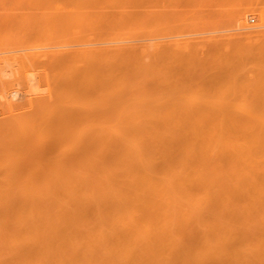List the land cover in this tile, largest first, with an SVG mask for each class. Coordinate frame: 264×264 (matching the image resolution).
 Listing matches in <instances>:
<instances>
[{"label": "bare ground", "instance_id": "bare-ground-1", "mask_svg": "<svg viewBox=\"0 0 264 264\" xmlns=\"http://www.w3.org/2000/svg\"><path fill=\"white\" fill-rule=\"evenodd\" d=\"M59 1L61 2V0ZM73 1L75 3L72 2V7L74 6L75 8L71 7L64 14L66 18L63 15L62 18L65 19L64 22H67H65L67 27L63 26L69 29L72 28L74 44L73 42L64 44L62 45L63 47L61 46L62 49L59 46V50L56 51L52 47L50 52L51 54L53 51L55 52L54 55L52 54L54 57L46 50L45 52L47 53L43 51V56L41 51L30 53L25 51L24 54H21L23 56L18 54V57H24L25 60V56L28 57L27 63L31 62L33 58L37 60V63H44L42 60L46 58L48 64L52 65L53 58H56L55 62L58 67L61 66L63 68L62 65L64 64L65 67L67 64L66 73L68 76H65V79H62V74L59 76V81L61 79L63 82L66 80L67 88L62 82L61 86L58 85L61 89H65L64 94L66 96L62 92L63 90L60 91V88L55 87L54 89L53 80H57L56 84L59 82L58 77L56 78L55 76L59 75L57 70L51 77V79L55 78L51 84L52 90L55 91L50 95V90L43 87L49 92H47L49 94L48 99L54 100L51 96L53 97L55 92L58 94L56 97H58L59 103L56 102L57 100H52L54 109L49 107L51 106V100L45 102L46 105L43 103L45 108L42 103H37L36 100L39 97L37 96L36 98L34 95L36 92L31 88L32 90L28 89L29 91H27L28 93L32 91L36 100L32 98L28 99L29 101L27 99L25 101L24 96L21 99L22 101L24 99L23 104L18 103V99L15 103L17 102L21 107L29 104L34 109V112L31 111V107L29 110L28 105V109L26 108L25 112L28 113L30 111L32 112L31 115L35 117L33 118L30 114H27L29 117L24 115L26 118L22 117V119L20 117L22 120L16 118L17 123L20 122L18 126L16 121H14L15 123L9 121L8 124L5 121L7 118L3 120L2 117L0 119L2 124L6 122L7 128L13 123L8 130L5 127L6 124H0V134L4 130L3 134L0 135L1 138L7 139L6 142H8L10 141L9 137H11V139H15L16 144L21 143L22 145L26 141L27 144L25 143L24 146L19 145V147L25 149V146L32 144L27 146V148L34 149V154L40 153V155L31 156V153H21L24 155L20 157L19 153L15 154V150L10 149L13 148L10 145L12 142L14 144V141L11 140L12 142L8 143V145H6V142L3 143L5 139L0 142L3 143V146H8V151L11 150L8 156L10 158L14 156L11 158L12 161L4 157L7 156L8 152L0 144L1 152L4 150V156L0 152V155L4 157L3 159L0 157V168L5 167L2 165V160L4 162L5 159L7 160L4 163L7 164L9 160L12 168L16 165L15 168L19 166L18 169L13 168L12 170L11 164H9L10 166H7L9 167L8 169L11 168L10 171L8 170L10 173H8L6 168L0 173V177L3 176L2 179L0 178V181H2L0 182V195H5L3 196L4 198L8 197L4 199L1 196L3 200L0 199V264H264V8L255 6L251 7L247 13L233 15L235 21H230L235 22L234 27L236 24L239 31L241 30V34H245L247 42L249 41L248 39H253L255 43L259 40V45L257 46L258 43H252L257 47L254 50V46L249 44L252 41L246 43L245 38V43L249 44L248 47L253 46V48L248 49L245 45H241L245 47L243 50H241V47L238 49L239 46L238 50L236 48V50H233L232 48L234 47H231L233 55L232 52H229L230 50L225 51V48L221 49L224 50L225 54H220L219 52L222 51L216 50L217 46H215L214 49L219 53L218 58L221 55L229 60V58L235 56L234 58L232 57L234 60L228 61L230 66L232 65L231 61H233L232 63L236 62V65L239 63L235 61V58L237 60L239 58L240 66L241 61L245 60L244 63L246 61L248 63H242V68L244 69L243 71L241 70L242 72L238 70V65L234 66L233 64V67H236L238 73L240 72L241 74L237 75V73H234V76H232L234 72L232 66L227 65L228 62L226 63L227 59L225 57H223L225 58L223 59L224 63L222 62V57H220L219 63L221 61V63L225 64L224 66L230 67L231 72H229L232 75L223 70L224 74L220 73V75L221 81L225 79V82H220L219 84L221 85H217L215 89L205 86L207 90L206 88L204 89L205 93H202L204 97L201 98L200 96L202 95L200 93L203 89L200 88H204V85H199L200 90L198 87L195 89L199 93L194 90L196 94L193 95L194 92L191 87L187 86V88H190L189 91L184 88L186 85L182 86L180 82L175 83V81H172L177 79V75L173 74V77L167 75L170 74V69L175 68L173 67L174 65L172 66V60L167 59L168 62L169 60L171 61V64L164 60L170 52L165 50L167 51V54L164 52L166 58H164L165 56L163 57V50L165 47L171 46V42L168 44L164 43V45H170L162 47L164 48L163 50L159 48L162 43L159 44L158 41L151 43L153 46L158 45V48L155 47V49L159 51V57L155 56L156 54L154 55L153 51L150 52L147 43H142L143 40H150L151 35L154 34L152 30H155L153 26L156 23L154 22L155 25L151 24V30V27L149 26L148 28L143 22L142 13L139 10H128V8L138 7L147 0H130L132 3H130L131 5L128 4L129 6L121 3L120 0ZM189 1L188 4L190 3ZM68 2L66 3L68 4ZM185 5L187 4L185 3ZM185 5L183 6L185 7ZM183 6L181 5V7ZM107 7L117 8L121 13L120 15L122 17L126 16L128 19H123L121 16V18L111 17L110 12L105 10ZM71 9L76 11L74 12ZM66 14H69V16L67 17ZM158 14L160 12L154 16L156 19L151 18L156 21L157 18L158 21L160 18L163 19V16L159 18ZM112 15L115 14L113 13ZM168 15L166 14V16ZM249 16L254 18V20L256 19L254 24L251 22L252 25L247 21ZM225 17L219 20H222L221 22L228 26V21H223ZM228 17L230 19L229 15ZM173 19L174 17L171 18V20ZM219 20L216 23H219ZM214 22L209 23L215 25H213V28L211 27L212 25H208V27L219 30L217 28L219 27L218 23ZM167 23L170 24L169 21L165 24ZM205 23L203 21L202 25L195 24L197 25L194 26L195 30L197 27H204L207 24ZM68 24H71V27H68ZM127 24L129 26H125ZM162 24L164 22H159L156 26H161ZM225 24L223 27H225ZM170 26L166 27L172 29ZM172 27L174 28V25ZM190 27L188 29L193 31L192 23ZM176 28H178L177 25ZM180 29L182 30V27ZM200 29H205L206 31L209 28ZM157 30L159 32L160 29L157 28L155 32ZM52 31L54 30L52 29ZM64 31L68 32L67 29ZM160 31L162 33V30ZM180 32L178 33L179 35ZM207 34L202 35V37L204 36L203 39H210L205 37ZM218 34L214 36H219L220 34ZM184 35L186 36V34ZM202 37L200 38L202 39ZM152 39L154 38L152 37ZM201 39L198 40L199 42L196 40L195 42L201 44ZM211 39L213 41L209 40V42H214V38ZM216 39L215 42L217 41ZM228 39H230V36ZM184 40L187 42V38ZM179 41L177 39L172 42L181 43ZM203 41L204 43L206 42V40ZM70 42L69 40L65 43ZM215 42L209 45H213ZM217 42L219 43V40ZM222 43L227 42L224 40ZM239 43L243 44L241 40ZM22 44L20 42L19 45L21 46ZM218 46L220 47V45ZM230 46L228 47L229 49ZM17 47L20 48L19 46ZM171 47H177L175 50H178L180 46ZM198 47H201V45ZM240 50L243 53L247 50L244 53V55L248 53L246 54L247 56H244L245 58ZM206 52L204 53L206 54ZM252 52L257 56L256 60L259 57L258 60L261 61H256ZM160 54L166 64L161 61ZM48 55L51 56H49V59H47ZM215 55H212V57H215L214 60L217 59ZM228 55L232 56L229 57ZM15 56L16 54L11 55L13 59L16 58ZM40 56L42 57L40 58ZM203 56L205 55L202 54ZM11 57L10 55H2V57L0 56V61L4 60L3 62L6 66L5 61L9 62ZM20 57L19 59H21ZM152 57L156 60H153ZM156 57L158 59L161 58L160 61ZM50 58H52V62ZM247 58H249V61ZM24 59L22 58L21 62L25 61ZM183 59L181 57L182 62ZM252 59L255 61L253 60L252 62ZM36 60L33 62L35 63ZM157 60L159 61L158 63L156 62ZM250 60L251 64H249ZM13 62L17 64V61ZM55 62L53 66L49 64L50 69L51 67H56L52 68L53 70L59 69ZM160 62L162 65L169 64L170 67L165 66L164 68ZM193 62L196 64L195 61ZM185 63L184 61L183 64ZM246 64L249 65L247 66L248 68L243 67ZM252 64L253 66L251 67L250 65ZM19 65L18 67H20ZM208 66L206 65V68H209ZM32 67L33 65L30 68ZM161 67L165 70L168 69L169 73L165 70L162 71ZM23 68L22 66L21 69ZM221 68L220 70H222ZM176 70L178 72V69ZM237 70L235 71L237 72ZM164 71L166 72L165 74L163 73ZM45 72L47 73V71ZM19 73H16V75L18 76ZM48 73L51 74V71ZM197 74H200V72ZM0 75L2 74L0 73ZM47 75L45 76L46 79H48ZM166 75L168 79L165 77ZM174 76H176V79ZM22 77L15 78L16 80L13 79L12 81L10 79L9 81L12 83L16 81V84L24 85L22 82L24 77ZM171 77L174 79L170 80ZM227 79L228 81H226ZM20 80L22 83L19 82ZM27 80L25 82L27 85L29 83V85H33V79H29L28 82ZM48 80L50 81V79ZM49 81L46 80V82ZM166 81L172 85L174 82L176 86L175 84L172 86ZM3 83V80L1 81L0 79V84L3 85ZM168 85L171 86L170 88L175 86L174 89H171L172 91L175 90L173 91L174 93L171 92ZM177 85H180L184 90L180 91L181 88L177 87ZM167 86L171 93L167 91ZM47 87L50 86L48 85ZM192 87L196 88L193 85ZM177 88H180L178 94H176ZM4 89L6 88H3L2 91ZM206 91L212 92L207 93ZM59 92L62 93L59 94ZM183 92H188V97L183 95L182 98H184L181 99L178 96H181L179 94H184ZM28 95V98L33 97ZM0 97L3 102L4 96L0 95ZM12 98L11 95L10 100L8 96L4 98L6 101L3 102V105L7 103V106H3L0 103L7 111H12L11 109L14 110L18 107V104L17 106L14 105ZM61 99L63 101L66 99L65 101L68 102V105L65 103L62 105ZM180 100H183L184 104ZM19 102L21 101L19 100ZM61 106H67V110L61 108ZM18 108L19 115H22L20 114L22 110ZM17 110H15L16 113ZM56 110H58L57 113H63L64 111L65 113H63L64 115L61 113L60 117H56L60 115L54 112ZM15 111H13V116L18 115V113L15 114ZM46 111L47 113L50 111V113L47 114ZM11 114L13 113L11 112ZM51 114L53 116L56 114V116L53 117ZM13 116L8 117L15 118ZM49 119H52V122ZM59 119L62 123L58 122ZM48 121L51 124L54 122L51 125L52 129H49L50 123ZM14 124L16 129L19 128L17 129L18 131H24V133H20L22 135L18 134L17 130L15 134V131L11 129L12 127L14 129ZM47 126H49V131L52 130V133L54 132L53 135L64 136L68 144L67 142H62L64 138L60 140L57 138V140L53 141L48 139L43 142V139L48 137L45 136L43 138L44 136H40V134L49 132L47 131ZM12 131L15 135L13 136L14 138L12 137ZM6 133L10 136L5 137L8 136ZM29 137L32 138L30 139ZM35 137L36 140L39 139L37 137L42 139L40 142L37 140V142L33 139ZM41 142L43 143L41 144ZM45 142L48 143L49 149L46 148ZM51 142L54 143L52 144L54 146L50 145ZM66 144L67 146H65ZM36 148L38 149L36 150ZM49 150L51 155L48 154ZM58 150L61 153L64 150L63 155L66 154V156L63 157ZM45 151L48 152V155L45 154ZM65 151L68 152L64 153ZM56 153L58 154L56 155ZM42 155L46 156L43 157ZM24 156L27 160L24 159ZM51 156L54 157V160ZM15 158L16 161L18 160L17 162ZM45 158L51 159L50 161L53 160L52 165L50 161L49 165L48 160H45ZM29 160L30 163L28 162ZM41 161L44 163L42 164ZM22 163L25 166L33 163L31 170L29 169L30 166H27L28 170H24L23 168L25 167L22 168ZM60 164H63V166ZM46 165L47 168H44ZM41 170L43 174H41ZM22 171H30V174L26 172L27 176L25 175V177ZM36 171L37 173L39 172L37 177H35L37 175ZM11 174L15 175L12 176ZM20 176L23 178L24 184L21 182ZM32 176L34 178L29 180ZM46 176L50 177L47 179ZM16 177L20 178L19 183ZM10 181H13L12 185L15 186L14 188L21 190L12 188ZM4 183L6 186H4ZM8 183H10L9 188L7 186ZM16 183L18 184L15 185ZM35 183L37 186L34 185ZM52 183L55 184V187ZM51 184L53 187L50 186ZM38 185L40 186L38 187ZM13 190L16 191L14 192Z\"/></svg>", "mask_w": 264, "mask_h": 264}, {"label": "rangeland", "instance_id": "rangeland-1", "mask_svg": "<svg viewBox=\"0 0 264 264\" xmlns=\"http://www.w3.org/2000/svg\"><path fill=\"white\" fill-rule=\"evenodd\" d=\"M66 0H61V2L59 1V0H0V47L2 48H0V56L2 57V55L3 56H8V55H10V57H11V55H15L16 54V58H14L13 59V57H11V59H13V61H17V64H16V62H13V61H11V59L10 58H8V59H10V61L12 62L11 63V65L9 64L10 63V61L9 62H7V60L5 61L6 62V66H5V64H4V60L3 61H0V65H1V67L0 68H2V69H0V73L2 74V75H0V79H1V81L3 80V85H1L0 84V95L3 97L4 96V98L5 97H9V100H10V95H11V98H12V96H13V98L11 99L12 100V102L14 103V105H16L17 106V104L18 103H20V104H23L22 102H24V99H25V101H27L28 99L30 100V99H34V95L36 96V98H37V96L39 97V98H37V100L39 99V101H37L36 99H34V100H36V102L37 103H42V106H43V103L46 105V103L45 102H49L48 100H51V106H49L50 107V109L51 108H53L54 109V104L52 105V100L53 99H48V96H49V92H50V95L53 93V91H55V90H52L53 89V87L51 86V84H52V80L53 79H55V78H53V79H51V77L54 75V72L56 73V71L58 70H60L61 68L60 67H58L57 66V64H56V58H53V60H52V58H50V60H51V62L53 61V63H52V65L51 66H53V64H54V62H55V65L59 68V69H52V68H56V67H51V69H50V65L48 64V60H46V58L45 59H41L44 63H46V64H44V63H42V62H39V63H37V60L35 59V58H33L32 59V63L31 62H29V63H27L28 61V57H26L25 56V58H26V60L24 59V57H22L25 61H23V62H21V59H19V57H18V54H24L25 53V51L28 53H30V52H40L41 51V53H42V56L44 55V52H45V50L46 51H52V47H53V49H54V51H56V50H59V46H60V48H61V46L62 45H64V44H71L72 42H73V44L75 43L74 42V37H73V34H72V28H70L71 29V31H69L70 29L69 28H65V27H67L66 26V23L64 22V18H62V15H63V17H65L66 18V16H64V14L66 13V12H68L69 10H70V8L72 7V2L73 3H75L73 0H67L66 2H68V4L65 2ZM116 1V0H115ZM143 1H145V0H143ZM189 1V0H188ZM188 1L187 0H184V1H182V0H147V1H145V2H143V3H141V5L140 6H138V7H129L128 8V10H131V9H136V10H139L141 13H142V15H141V17H142V19H143V22L145 23V25L149 28V26L151 27V24L152 25H155V23H156V25L157 24H159V22H164V24H162L161 26H156L157 28H159L160 30H162V33H160L161 31L159 30V32H158V30L155 32V30L157 29L155 26H153V29L155 28V30L153 31L152 30V27L150 28L151 30H152V32L155 34H153V35H151V37H150V40H143L142 41V43H147L148 44V47L150 48L149 50H150V52H152L155 56H158V53H159V51L157 50V49H155V47L156 48H158V45H156V46H153L152 44L153 43H156L157 41L159 42V44L160 43H162L161 44V46L159 47V48H162V47H165V46H169L170 44H171V46H182L181 48L179 47V49L178 50H175V49H177V47H171V46H169V47H165V49L164 48H162V50H163V54H164V52H165V54H167L166 52L168 51V52H170V53H168V55H167V58H166V55L164 54L163 55V57L164 58H166V59H164V60H167V59H170V60H172V62L169 60V62H168V60H167V62L168 63H172V66L173 67H175V68H172V70L170 69V74H167L168 76L170 75V76H172L173 77V74L174 75H177V79L175 78L176 76H174V78L176 79V80H172V81H175V83H179L180 82V84H182V86H185L186 85V87H184L185 89H188L189 91H190V88H187V86L188 87H191V90L194 92L193 93V95L194 94H196L195 93V91H197V90H195V89H197V87H198V89H199V85L200 86H202V85H204V88H200V89H203V90H201V95H202V93H205L204 91V89L206 88V87H213L214 89H215V87L217 86V85H221V84H219L220 82L222 83L223 81L225 82V79L223 80V81H221L222 80V78H221V75H220V73H222V74H224V72H228V73H230L231 71V69H229L231 66H232V68H233V75L232 76H234V73L236 74L237 73V75H239V74H241L240 72L238 73V70L239 71H243L244 69L242 68V63H244V61H241L242 63H241V66H240V60H239V58H238V60L235 58V61H237V62H239L237 65L239 66L238 67V70L236 69V67H233V64H234V66L236 65L235 63L236 62H234V63H232L233 61H231L230 63L232 64L231 66L229 65V60H232L234 57L232 56L233 55V52H232V49L233 50H236L237 48H238V46H239V48L238 49H240V47L242 48L241 50H243V48H245V47H248V45L249 44H251V45H253L252 43H255V42H253L254 40L253 39H248L249 41L248 42H250V41H252L251 43H249V44H246V43H248L247 42V38H246V36H245V34L243 35V34H241L242 32H241V30L239 31V29L236 27V24H235V27H234V23L235 22H231V21H235L234 20V16L236 15V14H242V13H244V12H248V10L251 8V7H259V8H264V0H191V1H189L190 3L188 4ZM5 4H4V3ZM71 2V3H70ZM120 2L121 3H125V5H128V4H130V3H132L130 0H120ZM253 2V3H252ZM65 3V4H64ZM183 3V4H182ZM185 3L187 4V5H189V6H187V5H185ZM250 3H252V4H250ZM70 4V5H69ZM116 4V3H115ZM140 4V3H139ZM179 4H180V6H179ZM131 5V4H130ZM181 5L183 6V5H185V7L183 6V7H181ZM59 6V7H58ZM129 6V5H128ZM72 8H75L74 6L72 7ZM72 11H76V10H74V9H71ZM105 10H106V12L108 11V12H110L109 14H110V16L111 17H114V18H121L122 16L120 15L121 13H120V11H118V9L117 8H114V7H107V8H105ZM63 11H65V12H63ZM164 11V12H163ZM63 12V13H62ZM160 12V14H158L159 15V18L160 17H162L163 16V19L162 18H160V20L158 21V18H157V21L156 20H154V19H156V17H154L157 13H159ZM55 13V14H54ZM114 13L115 15H112V14ZM155 13V14H154ZM171 13V14H170ZM5 14V15H4ZM10 14V15H9ZM51 14H52V17H51ZM166 14L168 15V16H166ZM59 15V16H58ZM67 15V17L69 16V14H66ZM158 15H157V17H158ZM228 15L230 16V19H229V17H228ZM234 15V16H233ZM121 16V17H120ZM225 16H227L228 17V19H227V17H225ZM26 19H25V18ZM53 17H54V19H53ZM151 17H153V18H151ZM168 17V18H167ZM172 17H174V19H177V20H171V18ZM177 17V18H176ZM180 19H179V18ZM223 17H225L224 19H226V20H224L223 19V21H228V22H230V23H228L227 22V24H229L228 26H231V27H229L228 28V26L223 22H221L222 20H219V19H222ZM233 17V18H232ZM13 18V19H12ZM23 18V19H22ZM123 19L125 18L126 20L128 19L126 16H124V17H122ZM233 20H232V19ZM14 19H15V21H14ZM51 19V20H50ZM57 19V20H56ZM194 19V20H193ZM10 20V21H9ZM20 20H21V22H20ZM29 20V21H28ZM31 20V21H30ZM54 20V21H53ZM62 20V21H61ZM126 20H123V21H126ZM219 20V23L217 24L216 23V21H218ZM231 20V21H230ZM4 21V22H3ZM32 21H34V22H32ZM47 21V22H46ZM50 21H52V22H50ZM170 22V24L169 23H167V24H165L166 22ZM185 21H186V23H185ZM203 21H204V23L206 24V25H204V27L205 28H209L208 30H206L205 31V29H200V28H204V27H202V26H200V28L199 27H197L196 28V30H195V28H194V26H197V25H202V23H203ZM214 22V23H216L217 25H219V27H217V28H219V30L218 29H212L213 28V23L212 24H209V23H211V22ZM247 21H248V23H250L251 25H252V23L254 24L255 22H256V19L254 20V18H252L251 16H249L248 17V19H247ZM3 22V23H2ZM16 22V23H15ZM17 22H19V23H17ZM44 22V23H43ZM60 22H62V23H60ZM64 22V23H63ZM155 22V23H154ZM180 24H179V23ZM189 24H188V23ZM252 22V23H251ZM7 23H8V25H7ZM10 23V24H9ZM26 23V24H25ZM51 23V24H50ZM53 23V24H52ZM55 23V24H54ZM191 23H192V26H193V28L194 29H192L193 31H191L190 29H191V27H190V25H191ZM193 23H194V25H193ZM232 23V24H231ZM2 24H4V25H2ZM25 24V25H24ZM179 24V25H178ZM195 24H197V25H195ZM224 24H225V27H223L224 26ZM57 25V26H56ZM63 25H65V27L63 26ZM170 26V25H174V28L172 27V26H170L172 29H168V27H166V26ZM176 25H177V27L178 28H176ZM208 25L210 26V25H212L211 27H208ZM31 26V27H30ZM53 26H55V27H53ZM125 26H129V24H127V25H125ZM165 26V27H164ZM188 26V27H187ZM215 26V25H214ZM220 26H221V29H220ZM227 26V27H226ZM50 27V28H49ZM68 27H71V24H68ZM164 28V29H162V28ZM182 27V30L180 29ZM190 27V29H188ZM36 28V29H35ZM54 30V31H52V29ZM55 28V29H54ZM59 28V29H58ZM62 28V29H61ZM184 28H185V30H184ZM210 28H211V30H210ZM34 29V30H33ZM50 29V30H49ZM67 29V31L68 32H66V31H64V30H66ZM69 29V30H68ZM166 29V30H165ZM180 29V30H179ZM31 30V31H30ZM37 30V31H36ZM40 30V31H39ZM44 30V31H43ZM62 30V31H61ZM171 32H170V31ZM213 30V31H212ZM33 31V32H32ZM46 31V32H45ZM49 31H51V32H49ZM169 32V34L171 35H169L168 34V32ZM176 31V32H175ZM181 31V32H180ZM194 31H198V32H194ZM227 31V32H226ZM235 33H234V32ZM71 32V33H70ZM180 32V35L178 34ZM186 32V33H185ZM193 32V33H192ZM229 32V33H228ZM238 32V33H237ZM25 33V34H24ZM52 33V34H51ZM156 33H157V35H156ZM208 33V34H207ZM220 35H219V34ZM234 35H233V34ZM240 33V34H239ZM22 34H24V35H22ZM26 34H28V35H26ZM38 34H40V35H38ZM151 34V33H150ZM165 34H167L166 36H165ZM184 34H186V36L184 35ZM196 36H195V35ZM205 35V34H207L205 37H208V38H210V39H206V38H204L203 39V37H202V35ZM215 34H218L219 36H214ZM225 34V35H224ZM228 34V35H227ZM232 34V35H231ZM238 36H237V35ZM32 35V36H31ZM70 35H72V36H70ZM142 35H145V34H142ZM163 35V36H162ZM190 35V36H189ZM200 35V36H199ZM236 35V36H235ZM11 36V37H10ZM28 36V37H27ZM34 36V37H33ZM41 36V37H40ZM60 36V37H59ZM70 36V37H69ZM157 36V37H156ZM185 36V37H184ZM229 36H230V39H228L229 38ZM32 37V38H31ZM37 37V39H35ZM38 37H40V38H38ZM46 37V38H45ZM49 37H50V39H49ZM152 37L154 38V39H152ZM161 37H162V39H161ZM175 37V38H174ZM191 39H190V38ZM194 37V38H193ZM198 37V38H197ZM200 37H202V39L200 38ZM225 37V38H224ZM232 37H233V39H232ZM235 37H237L236 39H235ZM22 38V39H21ZM69 38V39H68ZM187 38V42L189 41V43H187L186 42V40H184V39H186ZM197 38V39H196ZM211 38H214V42H215V38H217L216 40L218 41L219 40V43L216 41L215 42V44H213V45H209V44H212V43H214V42H212V43H210L209 42V40L211 41H213V39H211ZM245 38H246V43H245ZM4 39V40H3ZM13 39H14V41H13ZM25 39V40H24ZM30 39V40H29ZM31 39H32V41H31ZM48 39V40H47ZM145 39H146V37H145ZM165 39V40H164ZM180 40L179 42H181V43H176V42H172V41H174V40ZM202 40V43H204V41L203 40H206V42L205 43H208V44H203L202 45V43L200 44V43H198L199 41L198 40ZM223 39V40H222ZM7 40V41H6ZM71 41L70 43H65V42H68V41ZM73 40V41H72ZM195 40L196 41H198V42H195ZM220 40H222V41H220ZM224 40H226V42L227 43H222V42H224ZM228 40V41H227ZM241 40V43H243V44H238V42ZM12 42V44H11V42ZM27 41V42H26ZM37 41V42H36ZM55 41V42H54ZM155 41V42H154ZM160 41H162V42H160ZM166 41V42H165ZM231 41V42H230ZM243 41V42H242ZM256 41V40H255ZM259 41V40H258ZM256 42L255 44H257V46L259 45V42ZM16 42V43H15ZM20 42H22L23 44L20 46L19 44H20ZM34 42V43H33ZM41 42V43H40ZM46 42V43H45ZM49 42V43H48ZM51 42V43H50ZM171 42V43H170ZM201 42V41H200ZM16 44L17 46H19L20 48H18L16 45H14V44ZM152 43V44H151ZM164 43L165 44H168V43H170L169 45H164ZM176 45H175V44ZM186 43H187V45H186ZM197 43H198V45H197ZM245 43V44H244ZM2 44V45H1ZM4 44V45H3ZM6 44H8V45H6ZM32 44V45H31ZM37 44V45H36ZM44 44V45H43ZM158 44V43H157ZM181 44V45H180ZM190 44V45H189ZM201 45V47H198V46H200ZM229 44V45H228ZM233 46H232V45ZM238 44V45H237ZM10 45V46H9ZM26 47H25V46ZM197 45V46H196ZM206 45V46H205ZM218 45H220V47L218 46ZM223 45V46H222ZM231 45V46H230ZM236 45V46H235ZM241 45H245V47H242ZM247 45V46H246ZM4 46V47H3ZM6 46V47H5ZM13 46V47H12ZM16 48H15V47ZM29 46H31V47H29ZM39 46V47H38ZM41 46H42V48H41ZM190 48H189V47ZM207 46H209V47H207ZM215 46H217L216 48H215ZM230 46V49L228 48ZM254 46V45H253ZM253 46L252 47H248V49H250V48H253ZM58 47V48H57ZM63 47V46H62ZM170 47H171V49L172 50H174V51H172L171 49H170ZM187 47V48H186ZM206 47V48H205ZM231 47H234V48H232L231 49ZM255 47L256 46H254V50H255ZM5 50H4V49ZM19 50H18V49ZM47 48V49H46ZM216 50H221V49H224L225 51H229V52H232V55H228L229 57H231V58H229V60L225 57V56H221L220 55V57H222V62L224 63V61H223V59H227V61H226V63H227V65L228 66H230V67H228V66H224L225 64H223V63H221V61H220V63H219V60H220V57L218 58V54L220 53H223V55L225 54L224 53V50H221L222 52H219L218 53V51H216ZM236 48V49H235ZM7 49H9V50H7ZM17 49V50H16ZM24 50V52H22L23 50ZM62 49V48H61ZM170 51H169V50ZM205 49H207V50H205ZM227 49V50H226ZM237 49V50H238ZM247 49V48H246ZM256 49H257V47H256ZM29 50V51H28ZM160 50V49H159ZM161 50V51H162ZM165 50H167V51H165ZM182 50V52H180ZM187 50H189V51H187ZM240 50V52H242L243 53V51H241ZM253 50V51H254ZM6 51V52H5ZM21 51V52H20ZM44 51V52H43ZM52 52V54L54 55V53L55 52ZM207 51V52H206ZM247 51V50H246ZM245 51V52H246ZM10 54H9V53ZM174 52V53H173ZM178 52H180V53H178ZM193 52H194V54H193ZM204 52H206V54L204 53ZM217 52V54L215 55V53ZM235 52V51H234ZM236 52H238L239 53V51H236ZM244 52V53H245ZM249 52H251L250 50H249ZM254 52H256V51H254ZM254 52H252L253 53V55L255 56V54H254ZM1 53H3V54H1ZM13 53V54H12ZM45 53H47V52H45ZM151 53V55H153ZM162 53V52H161ZM183 55H182V54ZM228 53V52H227ZM238 53H235V54H238ZM244 53L242 54L243 55V57L246 55V54H248V53H246L245 55H244ZM6 54V55H5ZM49 54V53H48ZM50 54H51V52H50ZM51 54V56H53ZM171 54V55H170ZM173 54H174V56H173ZM186 54V55H185ZM202 54H204L205 56H203L202 57ZM215 55V56H217L216 58L218 59V61H217V59H215L214 60V58L215 57H212V55ZM230 54V53H229ZM239 54H241V53H239ZM161 55V54H160ZM185 55V56H184ZM252 55V56H253ZM21 56H23V55H21ZM42 56H40V58L42 57ZM49 56L50 55H48V58L47 59H49ZM50 56V57H51ZM178 56H179V58H178ZM188 56V57H187ZM194 56V57H193ZM198 56V57H197ZM210 56V57H209ZM227 56V55H226ZM237 56H241V55H237ZM247 56V55H246ZM249 56V55H248ZM46 57H47V55H46ZM54 57V56H53ZM154 57V56H153ZM152 57V58H153ZM159 57V56H158ZM163 57H162V55H161V58H157L159 61H160V59H161V61L163 62V63H165L166 61H164L163 60ZM181 57H183L184 59H186V60H184L183 59V62H182V60H181ZM197 57V58H196ZM223 57H225V58H223ZM256 57L257 56H255V60H256ZM28 58V59H27ZM203 58V59H202ZM207 58V59H206ZM210 58V59H209ZM213 58V59H212ZM240 58H242V57H240ZM245 58V57H244ZM259 58V57H258ZM258 58H257V60L256 61H261V60H258ZM19 59V60H18ZM36 60V62L34 63L33 61H35ZM155 58H153V60H154ZM212 59V60H211ZM248 59V61H249V58H247ZM251 59V58H250ZM254 59H252V62H253V60ZM261 59V58H260ZM30 60H31V58H30ZM38 60H40L39 58H38ZM156 60V59H155ZM156 61L157 63L159 62V61ZM188 60H190V61H188ZM195 61V63L196 64H194V62L193 61ZM207 60V61H206ZM234 60V59H233ZM242 60V59H241ZM254 60V61H255ZM46 61V62H45ZM178 61V62H177ZM184 61L187 63H185V64H183L184 63ZM199 62V63H198ZM207 62H209V63H207ZM211 62H213V63H211ZM214 62H215V64H214ZM247 62V61H246ZM245 62V63H246ZM14 63V64H13ZM59 63V62H58ZM170 63V64H171ZM205 63V64H204ZM218 63V64H217ZM244 63V64H245ZM248 63V62H247ZM255 63V62H254ZM253 63V64H254ZM4 64V65H3ZM18 64H20L19 66L20 67H18ZM59 64H61V63H59ZM160 64L162 65V63L160 62ZM166 64V63H165ZM189 64V65H188ZM191 64H193V65H191ZM213 64V65H212ZM222 64V65H221ZM249 64H251V60H250V63ZM253 64L252 65H250L251 67L253 66ZM8 65V66H7ZM29 65V66H28ZM33 65V67L32 68H30L31 66ZM54 65V66H55ZM62 65V64H61ZM67 65V64H66ZM66 65H65V67H64V64L62 65L63 66V68L58 72L57 71V73H59V75H55L56 76V78L58 77V81H59V76L61 75V77H62V79H65L66 77L65 76H68L67 75V67H66ZM160 65V66H161ZM191 65V66H190ZM197 65V66H196ZM206 65L209 67V68H206ZM215 65V66H214ZM221 65V66H220ZM236 65V66H237ZM4 66V67H3ZM10 66H12L11 68H10ZM24 67L23 69H21V67ZM26 66V67H25ZM164 68H165V66H167V67H170V65L168 64V65H162ZM176 66H178V67H176ZM184 66H186V67H184ZM192 66H193V69H192ZM200 66H202V67H200ZM205 66V67H204ZM247 66H249L248 64H246V65H243V67L245 68V67H247ZM16 67V68H15ZM163 67H161V69H162V71L163 70H165ZM189 67H191L190 69H188V70H185L186 68H189ZM197 67V68H196ZM215 67V68H214ZM220 67H222L221 69L222 70H220ZM17 69V70H15V69ZM28 68V69H27ZM34 68V69H33ZM234 68H235V70H237V72L234 70ZM248 68V67H247ZM246 68V69H247ZM250 68V67H249ZM4 69V70H3ZM24 69H26V70H24ZM176 69H178V72H177V70ZM199 69H200V71H199ZM209 69V70H208ZM217 69V70H216ZM251 69V68H250ZM250 69H248V70H250ZM11 70V71H10ZM13 70V71H12ZM16 72H15V71ZM22 70V71H21ZM223 70H224V72H223ZM228 70V71H227ZM254 70V69H253ZM4 71V72H3ZM10 71V72H9ZM45 71H47V73L45 72ZM51 71V74L50 73H48V72H50ZM167 73H169V71H168V69L167 70H165ZM163 72L164 74L166 73V72ZM187 71H189V72H187ZM191 71V72H190ZM198 71V72H197ZM202 71V72H201ZM207 71V72H206ZM211 71V72H210ZM220 71V72H219ZM230 71V72H229ZM241 71V72H242ZM246 71V70H245ZM256 71V70H255ZM254 71V72H255ZM18 72H20L19 73V75H20V77H18L17 75H16V73L18 74ZM28 72H30V73H28ZM33 72H34V74H33ZM61 72H63V73H61ZM177 72V73H176ZM179 72H180V74H179ZM200 72V74H197V73H199ZM28 73V74H27ZM189 75H188V74ZM190 73H192V74H190ZM23 74V75H22ZM38 74V75H37ZM46 74H48L47 75V77H48V79H50V81L48 80V79H46L45 78V76H46ZM163 74V75H164ZM179 74V75H178ZM197 74V75H196ZM203 74V75H202ZM207 74V75H206ZM4 75H6V76H4ZM16 75V76H15ZM27 75H28V78H27ZM49 75H51V76H49ZM165 76L166 78L168 77V76ZM188 75V76H187ZM205 75V76H204ZM220 75V76H219ZM225 75H229V74H225ZM230 75V76H231ZM4 76V77H3ZM9 76V77H8ZM12 76V77H11ZM24 78H23V77ZM26 76V77H25ZM169 76V77H170ZM207 76V77H206ZM230 76H228V77H230ZM3 77V78H2ZM6 77H8V78H6ZM23 78V80L25 79V81H23L22 79V82L24 83V85L23 84H21V85H19V84H16L15 82L16 81H13V83L12 82H10V81H12L13 79H15V78ZM35 77V78H34ZM170 78V80L171 79H174V78ZM187 77V78H186ZM191 77V78H190ZM224 77V76H223ZM5 78V79H4ZM190 78V79H189ZM194 80H193V79ZM227 78V77H226ZM231 78V77H230ZM11 79V80H10ZM28 79V80H27ZM29 79L30 80H32V82H34V83H32L33 85H27L25 82H26V80H27V82L29 81ZM61 79V78H60ZM62 79L59 81V82H57L58 84H56V81L57 80H53V83H54V89H55V87H57V88H60V87H58V85L59 86H61L62 85V83L64 84V86L66 85L65 84V82H66V80L63 82L62 81ZM168 79V78H167ZM166 79V80H167ZM187 79V80H186ZM215 79V80H214ZM229 79V78H228ZM228 79L226 80V81H228ZM5 80V81H4ZM10 80V81H9ZM16 80V79H15ZM21 80L19 81L20 83H22L21 82ZM46 80L47 81H49L50 82V84H48L50 87H51V89H49L50 87H47L48 85H47V83H49V82H46ZM179 80V81H178ZM181 80V81H180ZM192 80V81H191ZM212 80V81H211ZM9 81V82H8ZM18 81V80H17ZM169 81V80H168ZM171 81V82H172ZM177 81V82H176ZM182 81H184V82H182ZM188 81H190V82H188ZM211 81V82H210ZM7 82V83H6ZM62 82V83H61ZM167 82V81H166ZM223 82V83H224ZM229 82H230V80H229ZM37 83V84H36ZM46 83V84H45ZM168 83V82H167ZM170 83V82H169ZM168 83V84H169ZM174 82H173V85L175 84ZM190 83V84H189ZM209 83V84H208ZM13 84H14V86H13ZM190 86H189V85ZM202 84V85H201ZM15 85H17V86H15ZM26 85V86H25ZM38 85V86H37ZM55 85H57V86H55ZM170 85H172L171 83H170ZM172 85V86H173ZM192 85L193 86H195L196 88H194V87H192ZM212 85V86H211ZM21 88H20V87ZM25 86V87H24ZM30 86V87H29ZM63 86V87H64ZM169 86V85H168ZM168 86H167V91H169V88L171 87V86H169V88H168ZM175 86H176V84H175ZM174 86V87H175ZM180 87L181 88V86L180 85H177V87ZM206 86V87H205ZM23 87V88H22ZM37 87V88H36ZM43 87H46L47 88V90H50L49 92L47 91V90H45ZM166 87V86H165ZM174 87H172L173 89H174ZM3 88H6V89H4V91H2L3 90ZM34 90V92H36V93H34V95H33V93H32V91H31V93H32V95H30L31 93H28V89H30V90H32V89ZM66 88H67V85H66ZM172 88H170V90L172 89ZM179 88V89H180ZM217 88V87H216ZM9 89V90H8ZM40 89V90H39ZM42 89V90H41ZM44 89V90H43ZM166 89V88H165ZM178 88L176 89V91H177V93L176 94H178V90H179ZM199 89V90H200ZM209 89V88H208ZM7 90V91H6ZM22 90V91H21ZM27 92H26V91ZM59 90V89H58ZM61 90H63L62 92H63V94L65 93V89H61L60 88V91ZM182 90H184V89H182L181 88V90L180 91H182ZM195 90V91H194ZM206 90H207V88H206ZM21 91V92H20ZM37 91H39V92H37ZM44 91V92H43ZM56 91H57V89H56ZM166 91V92H167ZM173 91H175V90H173ZM172 90H171V92L172 93H174ZM191 91V92H192ZM3 92H5V93H3ZM10 92V93H9ZM24 92H26L25 94H24ZM48 92V93H47ZM58 92V91H57ZM62 92H59V94H61ZM170 92V91H169ZM170 92V93H171ZM198 92V91H197ZM207 92V91H206ZM212 92V91H211ZM211 92H207V93H211ZM22 93V94H21ZM184 93V92H183ZM188 93V92H187ZM187 93H184V94H179V95H181V96H178V97H180L181 99H183L184 97H188V94ZM190 93V92H189ZM199 93V92H198ZM4 94V95H3ZM16 94H17V96H16ZM29 94V95H28ZM48 94V95H47ZM186 94H187V96H186ZM191 94V93H190ZM27 95L30 97V96H33V97H30V98H28L27 97ZM55 95V96H54ZM56 95H58L56 92H55V94H53V97L51 96V98H54V100H57L56 102H58V97H56ZM183 95H185L183 98H182V96ZM192 95V94H191ZM204 95V94H203ZM200 96L201 98L202 97H204V96ZM24 96H25V98H24ZM64 96H66L65 94H64ZM176 96V95H175ZM190 96V95H189ZM21 97V98H20ZM27 97V98H26ZM42 97V98H41ZM45 97V98H44ZM3 98V102L4 101H6V99H4ZM22 98H24L23 99V101L21 100ZM41 98V99H40ZM47 98V99H46ZM50 98V97H49ZM62 98V97H61ZM65 98V97H64ZM0 103H2V105L4 104L3 102H2V98L0 97ZM14 99V100H13ZM17 99H18V103L16 102L15 103V101H17ZM27 99V100H26ZM179 99V98H178ZM19 100L21 101V102H19ZM28 100V101H29ZM53 100V101H54ZM62 100V99H61ZM66 100V99H65ZM64 100V101H65ZM63 100H62V102H61V104L63 105L64 103L66 104V105H68V102L67 101H65L64 102ZM177 101H179V100H177ZM34 102V101H33ZM36 102H34V103H36ZM180 102H182L183 103V100H180ZM180 102H177V103H180ZM28 103V102H27ZM59 103V102H58ZM57 103V104H58ZM181 103V104H182ZM20 104H18V109L19 110H22V112L20 113V114H22V115H19V111L17 110V108L16 109H11L12 111H7V110H5V108H3V106H7V103H6V105H1L0 104V119H2V117H3V120L5 119V118H7L8 119V121H7V119L5 120L8 124H9V121H12V122H14V121H16V123H17V119L16 118H26V117H29V116H27V114L29 115L30 114V116H32L33 117V115H31L32 114V112H28V113H26L25 112V110H27L28 108H27V105H28V107H29V110H30V107L31 106H29V104H26V105H23L22 107H21V105ZM48 104V105H49ZM184 104V103H183ZM47 105V106H48ZM56 105V104H55ZM24 106H26V107H24ZM57 106V105H56ZM44 107V106H43ZM42 107V108H43ZM67 106H61V108H65L66 110H67V108H66ZM6 108H8V107H6ZM13 108V107H12ZM21 108H23V109H21ZM27 108V109H26ZM45 108V107H44ZM2 109H3V111H2ZM10 109V108H9ZM31 109H32V107H31ZM49 109V110H50ZM15 110H17V113H18V115H15V116H13L14 115V112L13 111H15ZM36 110V109H35ZM31 111H33L34 112V109H32ZM48 111V110H47ZM47 111H46V113H47ZM50 111H53V110H50ZM50 111L48 112V113H50ZM57 111L58 110H56V111H54L56 114H60V115H57L56 116V114H54L56 117H60L61 116V113L62 112H60V113H57ZM12 112L13 114H11L10 115V113ZM16 113V111H15V114H17ZM24 113V114H23ZM35 113H36V111H35ZM47 113V114H48ZM63 113H65V111L63 112ZM62 113V115H64ZM53 114V113H52ZM51 114V115H52ZM3 115V116H2ZM24 115H26V117L24 116ZM50 115V114H49ZM8 116H10V117H15V118H9ZM19 116V117H18ZM53 116V115H52ZM55 116H53V117H55ZM31 117V119H33ZM64 117V116H63ZM19 119V120H22V119ZM46 118V117H45ZM49 118V117H48ZM54 119V118H53ZM56 120V119H55ZM5 121H3V122H5ZM49 121H51L52 122V119L50 120L49 119ZM48 121V122H49ZM60 121V119L58 120V122ZM2 121L0 120V124H2L1 123ZM6 122L5 123H3L4 125L6 124ZM19 122V121H18ZM47 122V121H46ZM11 123V122H10ZM15 123V122H14ZM20 123V122H19ZM19 123H17V126L18 125H20ZM50 123V122H49ZM48 123V124H49ZM60 123H62L61 121H60ZM2 124V125H3ZM13 124V123H12ZM12 124H10L9 126H8V128L9 127H11V125ZM46 124V123H45ZM52 124H54V122L52 123ZM51 123H50V127L49 126H47V131H49V129L51 128V125H52ZM65 124V123H64ZM15 125V124H14ZM55 125H56V123H55ZM7 126V124L5 125V127ZM4 127V128H5ZM20 127V126H19ZM48 127H49V129H48ZM58 127V126H57ZM59 127H61V126H59ZM3 128V129H4ZM7 128V127H6ZM8 128H7V130H8ZM53 128V127H52ZM51 128V129H52ZM13 131H15V134L18 132V134H20V133H24V131L22 132L21 130L20 131H18L17 129H19V128H17L16 129V125H15V127H14V129H13V127L11 128ZM21 129V128H20ZM56 129V128H55ZM2 130V129H1ZM6 129H5V131L8 133V131H7ZM16 130H17V132H16ZM57 130V129H56ZM60 130V129H59ZM58 130V131H59ZM4 130H2V132H3ZM9 131H10V129H9ZM12 131V132H13ZM54 131V130H53ZM1 132V134L0 135H2L3 133ZM6 133V135H8ZM50 134V136H49V134ZM54 133V132H53ZM53 133H52V130H50L49 132H46V133H43V134H40V136H44L43 138H45V136H47L48 138H46V139H43V142H44V140H48V139H50V140H57V138H59V140L61 139V138H64V136L63 137H61V136H56L55 134V136L53 135ZM5 134V133H4ZM13 135H12V137L13 136H15L14 135V132L12 133ZM20 135H22V134H20ZM10 135H8V136H5V137H9ZM19 136V135H18ZM16 137H17V135H16ZM15 137V138H16ZM20 137V136H19ZM28 137V136H27ZM34 137V136H33ZM3 138V137H2ZM1 138V136H0V142L1 141H4V139L5 138H3V140H1L2 139ZM14 138V137H13ZM21 138V137H20ZM30 139L32 138V137H29ZM37 138H39V139H37V140H39V142L41 141V137H37ZM9 139H10V141H8V142H6L7 141V139H5V141L3 142V143H5L6 142V145H8V143H11L12 141H14L13 139H11V137H9ZM24 139V138H23ZM27 139V138H26ZM33 139H35L36 140V137L35 138H33ZM65 139V138H64ZM62 139V142H67V140L65 139ZM12 140V141H11ZM18 140V139H17ZM25 140V139H24ZM23 140V141H24ZM36 140V141H37ZM19 141V140H18ZM33 141V140H32ZM15 142V141H14ZM29 142V141H28ZM38 142V141H37ZM43 142H41V144L43 143ZM47 142V141H46ZM45 142V143H46ZM55 142V141H54ZM57 142V141H56ZM3 143H0L1 144V146H2V148H6V152H8L7 153V156H4V150L1 152V150H0V152H1V155L3 154V156L4 157H7V159H9L10 161H12L11 160V158L12 157H14V156H12L11 158L8 156L9 154H10V151H8V149H7V147L8 146H3L2 144ZM19 143V142H18ZM25 143H26V141H25ZM25 143H23L24 145H25ZM57 143H59V142H57ZM27 144V143H26ZM38 144H40V143H38ZM40 144V145H41ZM48 143H46V145H47ZM52 144H54V143H50V145H52ZM67 144H68V142H67ZM67 144L65 145V146H67ZM18 145V146H17ZM19 145L20 146H24V145H22L21 143H19V144H16V142L13 144V142H12V144L10 145L11 147L13 146V148H10V149H14L15 151V154H18V155H20V157H21V153H28V154H30V156L31 155H40V153L39 154H37V153H35L34 154V149L33 150H31V149H29V148H27V146H31L32 144H29V145H27V146H25V149L23 148V147H19ZM35 145V144H34ZM61 145V144H60ZM52 146H54V145H52ZM35 147V146H34ZM41 147H43V146H41ZM46 147V146H45ZM57 147V146H56ZM59 147V146H58ZM61 147V146H60ZM2 148H0V149H2ZM33 148V147H32ZM40 148V147H39ZM46 148H48L49 149V145H47V147ZM54 148V147H53ZM66 148V147H65ZM17 149V150H16ZM38 148H36V150H37ZM44 149V148H43ZM47 149V150H48ZM58 149H61V148H58ZM67 150H68V148H67ZM29 151V152H28ZM52 151V150H51ZM59 152H60V150H58ZM64 151V150H63ZM63 151H62V153L60 152L59 154H62L63 155ZM6 152H5V154H6ZM12 152H13V150H12ZM38 152V151H37ZM46 152V151H45ZM53 152V151H52ZM51 152V153H52ZM56 152H57V149H56ZM66 152H68V151H65L64 153H66ZM48 152H46L45 154L46 155H48V154H50V150H49V153L47 154ZM13 154V153H12ZM58 153H56V155H57ZM0 155V157H2ZM24 155V154H23ZM22 155V156H23ZM45 155V156H46ZM51 155V154H50ZM29 156V157H30ZM43 156V155H42ZM45 156H43V157H45ZM58 156H60V157H62L61 155H58ZM57 156V157H58ZM64 156H66V154L65 155H63V157ZM4 157H2V159L4 158ZM32 157H35V156H32ZM52 157V156H51ZM56 157V156H55ZM56 157V158H57ZM31 158V157H30ZM49 158V157H48ZM54 157H52V159H53ZM59 158V157H58ZM7 159H5L4 160V162L7 160ZM17 159H19L18 157H17ZM23 159V158H22ZM24 159L25 160H27L26 158H25V156H24ZM38 160H39V158H37ZM67 159V158H66ZM9 160H8V162H7V164H5L4 162H3V160H2V165L3 166H5V167H3L2 169L0 168V173H2V170H4L5 168H6V170L8 171H10V169L12 168V164L11 163H9ZM45 160H48V159H46L45 158ZM51 160V159H50ZM50 160H48L47 162L49 163V161ZM54 160V159H53ZM53 160L52 161H50V163H51V165H52V162H53ZM61 160V159H60ZM63 160V159H62ZM15 161H16V158H15ZM14 161V162H15ZM18 161V160H17ZM16 161V162H17ZM34 161V160H33ZM40 161V160H39ZM58 161V160H57ZM67 161V160H66ZM21 162H23L22 160H21ZM26 162V161H25ZM24 162V163H25ZM29 163H30V160L28 161ZM42 162V161H41ZM56 162V161H55ZM59 162V161H58ZM64 162H65V160H64ZM63 162V163H64ZM0 163H1V161H0ZM5 165H4V164ZM19 163V162H18ZM36 163V162H35ZM44 162H42V164H43ZM50 163H49V165H50ZM57 163V162H56ZM65 163H67V162H65ZM9 164H11V168L10 169H8L9 167L8 166H10ZM26 164V163H25ZM41 164V163H40ZM45 164H47V163H45ZM8 165V166H7ZM14 165V164H13ZM19 165V164H18ZM22 168L23 167H25V168H23L24 170H28L27 168V166H30L29 167V169L31 170V166L33 165V163L31 164V165H29V164H27L26 166L22 163ZM60 165H62L63 166V164H60ZM65 165V164H64ZM7 166V167H6ZM17 166V165H16ZM16 166H14L13 168L14 169H18V167L17 168H15ZM38 166H39V164H38ZM54 166V165H53ZM59 166V165H58ZM62 166H60L62 169H63V167ZM2 167V166H1ZM37 167V166H36ZM35 167V168H36ZM51 167V166H50ZM50 167H48V168H50ZM56 167V166H55ZM64 167H66V166H64ZM13 168H12V170H13ZM21 168V167H20ZM22 168H21V170H22ZM38 168V167H37ZM44 168H47V165H46V167H44ZM41 169H42V167H41ZM12 170H11V173H12ZM34 170H36V169H34ZM45 170H47V169H45ZM64 170V169H63ZM8 171V173H10ZM39 171V170H38ZM48 171V170H47ZM55 171V170H54ZM4 172V171H3ZM6 172V171H5ZM19 173H20V171H18ZM24 172V175L23 176H25L26 175V172H28V171H22V173ZM50 172V171H49ZM58 172V171H57ZM60 172H62L61 170H60ZM16 173V172H15ZM19 173H18V175H19ZM29 174H30V171L28 172ZM27 173V174H28ZM39 173V172H38ZM38 173H37V171H36V176L35 177H37L38 176ZM5 174V173H4ZM28 174V175H29ZM33 174V173H32ZM31 174V175H32ZM41 174H43L42 173V170H41ZM54 174H55V172H54ZM57 174V173H56ZM2 175V174H1ZM12 175V174H11ZM15 175V174H14ZM14 175H12V176H14ZM17 175V176H18ZM45 175V174H44ZM47 175V174H46ZM51 175V174H50ZM27 176V175H26ZM25 176V177H26ZM3 177V176H2ZM2 177H0L1 179H2ZM19 177V176H18ZM18 177H16V180H17V182L19 183V181L21 180V182H23V178H21V176H20V178H18ZM48 177H50V176H48ZM48 177L46 176V178L48 179ZM52 177V176H51ZM13 178V177H12ZM29 178V177H28ZM32 178H34L33 176L29 179V180H31ZM0 179V180H1ZM20 179V180H19ZM39 179H41V178H39ZM50 179V178H49ZM25 180H27V179H25ZM42 180V179H41ZM13 181H14V179H13ZM13 181H10L11 182V185H12V182ZM28 181V180H27ZM43 181V180H42ZM44 181H45V178H44ZM0 182H2V181H0ZM38 182V181H37ZM49 182V181H48ZM48 182H46V183H48ZM18 183H16L15 185H17ZM39 183V182H38ZM37 183V184H38ZM44 183V182H43ZM5 184V183H4ZM10 183H8L7 184V186H8V188H9V185ZM23 184H24V182H23ZM25 184H27L26 182H25ZM30 184V183H29ZM39 184H41V183H39ZM53 184V186L55 185L54 183H52ZM52 184L50 185L51 187H53L52 186ZM59 184V183H58ZM1 185V184H0ZM20 185H21V183H20ZM34 185H36V183L34 184ZM4 186H6V184L4 185ZM13 186V185H12ZM27 186V185H26ZM26 186H24L25 188H26ZM37 186V185H36ZM40 185H38V187H39ZM2 187H3V183H2ZM15 186H13L12 188H14ZM18 187H20V186H18ZM27 187H29V186H27ZM49 187V186H48ZM55 187V186H54ZM1 188V187H0ZM14 189H16V188H14ZM16 190H21V189H19V188H17ZM15 190V191H16ZM35 190V189H34ZM14 191V190H13ZM14 191V192H15ZM24 191V190H23ZM33 191V190H32ZM22 192V191H21ZM3 196H5V195H0V199L1 200H3L2 199V197ZM7 196V195H6ZM4 198V197H3ZM6 198H8V197H6ZM6 198H4V199H6ZM12 198V197H11ZM0 200V201H1ZM6 201V200H5Z\"/></svg>", "mask_w": 264, "mask_h": 264}]
</instances>
